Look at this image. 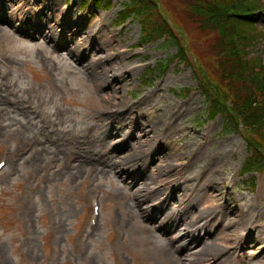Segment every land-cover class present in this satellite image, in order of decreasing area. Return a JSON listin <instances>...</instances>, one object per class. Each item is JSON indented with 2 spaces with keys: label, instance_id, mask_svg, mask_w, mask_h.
Wrapping results in <instances>:
<instances>
[{
  "label": "rangeland",
  "instance_id": "obj_1",
  "mask_svg": "<svg viewBox=\"0 0 264 264\" xmlns=\"http://www.w3.org/2000/svg\"><path fill=\"white\" fill-rule=\"evenodd\" d=\"M47 1L0 0V18L14 17L18 21L13 25H20V19L33 28L26 35L7 25V19L5 23L0 20V154L8 156V167L0 172V264H264V169L243 174L250 153L241 128L227 125L223 116L207 115L208 98L200 82L204 79L218 87V33L197 26L186 8L192 0H160L165 4L160 8L174 20L172 31L181 36L182 43L184 40L185 58L170 42L141 45L139 21L131 19L119 25L120 13L129 0H105L102 4L60 0L59 12L49 10ZM37 7L41 17L35 13ZM49 13L52 25L56 22L49 33L52 42L37 34L49 28L44 23ZM68 17L79 27L77 32ZM256 27L263 36L248 52L251 58L261 57L264 67V15ZM107 35L111 38L103 42L110 45L97 49ZM63 45L74 54L77 48L80 65L60 51ZM94 59L105 63L95 64ZM108 67L117 71L102 83L105 68L112 71ZM112 95L114 99L104 105L102 99ZM176 114L179 116L172 118ZM169 119L177 121L167 122ZM153 121L157 137L148 147L152 154L134 173L142 172L150 182L157 171L167 167V173L150 185L167 187L161 196L165 205L161 212L155 211L157 216L168 207L176 209L175 217L180 216L174 202L181 200L180 190L190 193L186 188L199 196L187 217L195 219L208 206L212 208L203 212L201 225L207 218L208 224L197 234V239L217 244L211 260L199 255L198 243L192 245L196 236H192L191 247L178 254L180 262H174L164 246L186 244L180 242L182 238L175 244L170 240L179 236L176 229L146 234L138 229L145 218L140 220L134 207L136 189L141 185L130 188L119 164L128 154L132 159L138 157L140 125ZM120 125L125 129L119 131L120 144L126 146L121 147L123 152L110 153L117 139L112 133L118 132ZM105 130L108 138L99 137ZM26 141L33 142L32 152L16 158L14 154ZM80 147V154L93 155L96 150L90 160L94 161L91 176L85 173L88 166L63 170L64 165H76L78 153L71 150ZM220 162L223 165L218 168ZM201 168L205 174L196 179ZM213 186L216 194L210 191ZM94 192L99 195V216L87 242L82 243L79 236L88 227V200ZM210 193L213 198L218 195L216 207L207 197ZM128 196L133 201H128ZM237 203L254 217L253 223L235 228L230 224L232 215L229 220L221 219L215 210L221 204L232 208ZM152 223L162 226L160 220ZM230 234L239 241L225 253L220 245Z\"/></svg>",
  "mask_w": 264,
  "mask_h": 264
},
{
  "label": "trees",
  "instance_id": "obj_2",
  "mask_svg": "<svg viewBox=\"0 0 264 264\" xmlns=\"http://www.w3.org/2000/svg\"><path fill=\"white\" fill-rule=\"evenodd\" d=\"M160 5L165 7L160 0H129L120 20L136 17L143 44L165 39L177 47L179 56L185 58L184 40L182 43L181 36L172 31L174 20ZM186 8L200 29L218 33L215 42L219 57L220 81L215 82L218 87L210 81L213 85H209L204 79L201 82L208 108L212 114H224L241 128L250 152L244 172L263 169L264 67L261 58L249 56L248 49H254L261 36L256 24L262 19L264 0H192Z\"/></svg>",
  "mask_w": 264,
  "mask_h": 264
},
{
  "label": "bare ground",
  "instance_id": "obj_3",
  "mask_svg": "<svg viewBox=\"0 0 264 264\" xmlns=\"http://www.w3.org/2000/svg\"><path fill=\"white\" fill-rule=\"evenodd\" d=\"M15 1H19V0H15ZM43 0H40V2L42 3ZM47 8L51 11H55V12H59L61 11V9L59 8V6H61L60 4V0H48L47 1ZM35 13L38 17H41L40 13V7H37L35 10ZM70 16L72 15L71 13H68ZM49 15L50 13L44 17V23L50 28H45V30H39L37 32L38 35L41 36H45L50 42H52L51 40V36H49V33L52 34L51 30H53V28L55 27L56 22H54L53 20V25H52V18L53 15L50 17L49 19ZM13 18V19H12ZM11 19H7V18H0V20H3V22L5 23V20L7 19L6 24L9 25L10 27L13 28H19L20 31L26 35H29L32 31L33 28H27L28 25H24L23 22L20 21L19 19V24L20 25H13L15 22L14 17H12ZM67 21L70 22L71 25H73V29L75 32H77L79 30V27L72 24V20L68 17ZM23 27V28H22ZM111 36H105L103 39H101L100 43L97 47V49L103 50L104 48H106L107 46H109L110 44L108 42H103L107 39H110ZM87 48H85L86 51ZM94 50V49H93ZM60 51H64L66 52V54L70 57H72V59L74 61L77 62L78 65H80L81 63L79 61H81V55L80 52H78L77 48H75V52L76 54H74L71 49H68V45H63L62 48H60ZM58 56H62V54L57 53ZM93 63L95 64H103L105 62H103L102 60H98L96 61V59L93 60ZM111 67V66H110ZM108 67V68H110ZM112 71L108 72V70L105 68V72L102 73V78L101 81L102 83H106L109 81V73L114 74L115 69L110 68ZM113 79H116V76L113 77ZM117 86H115L113 88V90L116 88ZM115 96L112 95V97H107L105 99H102V102H104V105H108L110 102V100L114 99ZM150 98V97H149ZM148 98V99H149ZM13 105V104H11ZM188 108V105H186L185 109ZM179 116V114L174 115L172 118H177ZM158 119V118H157ZM171 119H169L167 122H169ZM172 123L176 122L177 120H171ZM109 129V128H108ZM156 129V124L155 122H151L150 124H145V125H140L139 128V146H137V153H138V157H135V159H132V155L128 154L127 156H124L123 158H121V160H123V163H120L119 166L121 167V172L123 174V176H126L129 178L128 182L130 188H132L135 184L136 185H141L138 186L136 189V205L135 210H136V215L137 217H139L140 220H142L143 217H145L142 221V224L138 223V229L141 230H145L144 234L148 233V231L150 233H154L155 231H162V232H167L169 230H175L177 231V234H179L178 237H175L172 239H170L174 244L175 242L182 238V240L180 242H184L186 244L184 245H178L175 246L173 248V246L171 244L165 245V249L167 250V253L171 256V258L174 260V262H180V257L178 256L179 253H181L183 250L187 251L191 245L189 244V242L192 243V241H190V238L192 236H196L193 244H197L198 243V247H199V255L200 256H205V259L208 257L211 259H213V254L215 255V252L217 251V244L215 242H205L202 240L197 239V234L199 235L200 231H202L203 229L206 228L207 224H208V218L206 219L205 223L203 225H201V223L204 221V214L203 212H205L207 209L211 208L210 206H208L207 208H205L202 213L200 212L199 216L196 217L195 219L193 217H187L188 214H190V210L194 203H196L198 201L199 196L193 193V189H189L186 188V191H189V194H186L185 190H180V193L178 196L181 197V200H178L174 203L177 204L176 208H180L181 211V215L180 216H176V209H170L168 207L167 212H164V214H162V216L160 217L161 213L159 214V216H157L156 212H161L162 211V207H164L165 205V199H162V192L167 188V187H157V188H152L150 187V185H152V183L158 181V179H160V177L162 175H165L166 172V168L167 167H162L161 171H157L154 175L152 180L149 182L148 178H144L143 173L141 172V174H135L134 172H136L138 170V167L141 165V162L147 160L148 156H150L152 154V148L150 147V149H148V147L150 146L151 140L157 137V134L154 132V130ZM169 129V128H168ZM116 130L118 132L112 133V137H117V139H115V141L113 142L112 148L110 150V153L117 152L119 149V152H123L124 150H122L121 147H125L126 145H122L121 146V141L122 139H120V135H119V131L120 130H125L124 127L122 125H120L119 127L116 128ZM108 130L103 131L99 137L101 138H108V136H106ZM96 137V136H93ZM86 140H90L88 137L85 138ZM86 144V142H85ZM84 144V145H85ZM94 146V143H92ZM119 147V148H118ZM95 148V147H94ZM102 148H106L105 143H102ZM83 149V147L80 148H74L73 153L77 152V157L76 160L78 162V164L75 167H69L68 169L70 170H78L81 169V167L86 164V163H90L91 165H93L94 161H90L93 159V155H88V154H80L78 151ZM154 151V150H153ZM197 156V155H196ZM110 164L113 166V161L112 158L109 159ZM223 162V160H222ZM220 162L219 164H216L218 166V168H221L223 163ZM132 165V167H130ZM76 168V169H73ZM211 168V167H210ZM91 170L94 171V167L90 168ZM129 170H131L130 174L128 173ZM178 174V171L176 172ZM205 174V168H201L199 174L196 176V179H199L201 176H203ZM224 173L222 171H220L219 176H223ZM186 176V175H184ZM220 180H223V178H220ZM179 182V181H178ZM210 184H208L207 188H209ZM210 191H217V187L213 186ZM140 192H142L143 194L140 195ZM135 194V193H134ZM161 194V195H160ZM160 195V196H159ZM218 195H216L215 198H213L212 193H210L209 195H207L208 198H210L211 200H213V202L211 203L212 207H216L215 206V202L218 200ZM197 197V198H196ZM128 201H133V199L128 196L127 197ZM167 200H168V196H167ZM148 204H152L151 206H148ZM169 205V202H168ZM146 206V207H144ZM238 207V209H237ZM242 205L237 203L236 205H233L232 208L226 207V204H221L218 206V208H216L215 210L219 212V216L221 219H231L228 218L230 215H232L230 224L233 225L235 228L239 227H244V226H248L251 223H253V219L254 217L250 216L248 214V212H244L242 209ZM212 209V208H211ZM255 209H258V207H256ZM216 211H214V213H216ZM147 214V215H146ZM175 217V218H174ZM208 217V216H206ZM172 218H174L172 221H170ZM145 219H147L145 222ZM162 222V226L158 225V226H153L151 224H153L152 222H155L156 224ZM163 220V221H162ZM149 221H152L151 223H149ZM149 226V227H148ZM179 226H181L182 229L178 228ZM238 242L239 239H237L233 234H230L229 236L226 235V237L223 238V242L220 245V247L223 249H226L227 251L225 253H229L230 250L234 249V246L232 245V243L234 244L235 242ZM219 247V250H221ZM124 248L128 251H130V249L126 246H124ZM220 252V251H219ZM262 252L264 253V248L262 249ZM193 257H190L189 260H193ZM184 258V257H183ZM185 260L188 261V259L185 257ZM233 262V261H232Z\"/></svg>",
  "mask_w": 264,
  "mask_h": 264
}]
</instances>
